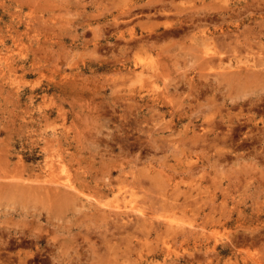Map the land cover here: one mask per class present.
Instances as JSON below:
<instances>
[{
    "label": "rangeland",
    "instance_id": "1",
    "mask_svg": "<svg viewBox=\"0 0 264 264\" xmlns=\"http://www.w3.org/2000/svg\"><path fill=\"white\" fill-rule=\"evenodd\" d=\"M124 3L0 0V264H264V0Z\"/></svg>",
    "mask_w": 264,
    "mask_h": 264
},
{
    "label": "bare ground",
    "instance_id": "2",
    "mask_svg": "<svg viewBox=\"0 0 264 264\" xmlns=\"http://www.w3.org/2000/svg\"><path fill=\"white\" fill-rule=\"evenodd\" d=\"M126 1H128V0H123V3L124 2H126ZM138 1V0H137ZM122 2V1H121ZM114 4L116 3L117 4V2H113ZM132 3H133V1H132ZM115 4V5H116ZM125 4V3H124ZM140 4H142V3H140ZM160 4V3H159ZM158 4V5H159ZM167 4V3H166ZM113 5V4H112ZM119 5V4H118ZM156 5V4H155ZM114 6V5H113ZM117 6V5H116ZM122 6V5H121ZM125 6V5H124ZM164 6V5H163ZM115 7V6H114ZM123 7V6H122ZM212 7V6H211ZM112 8V7H111ZM110 8V9H111ZM118 8H119V6H118ZM138 8V7H137ZM136 8V9H137ZM220 8V7H219ZM246 8V7H245ZM105 9V8H104ZM114 9V8H113ZM115 9H116V7H115ZM121 9V8H120ZM130 9V8H129ZM149 9H151V8H149ZM154 9V8H153ZM155 9H157V8H155ZM166 9V8H165ZM139 10V9H138ZM225 10V9H224ZM234 10V9H233ZM104 11V10H103ZM109 11V10H108ZM142 11V10H141ZM141 11H139L138 13H141ZM158 11V10H157ZM214 11V10H213ZM222 11V10H221ZM101 12V11H100ZM105 12V11H104ZM151 12V11H150ZM176 12H178V10L177 11H175V13ZM107 13V12H106ZM143 13V12H142ZM101 14H104V13H101ZM110 14V13H109ZM134 14V13H133ZM165 14V13H164ZM193 14V13H192ZM221 14H223V13H221ZM135 15V14H134ZM144 15V14H143ZM149 15V14H148ZM183 15H184V13H183ZM102 16V15H101ZM165 16V15H164ZM195 16V15H194ZM200 16H201V14H200ZM135 17H136V15H135ZM193 17V16H192ZM192 17H190V18H188V20L187 21H189V19H191ZM218 17V16H217ZM221 17V16H220ZM223 17V16H222ZM112 18V17H111ZM123 18H125V17H123ZM128 18V17H127ZM147 18H148V16H147ZM204 18V17H203ZM207 18V17H206ZM228 18V17H227ZM114 19V18H113ZM198 19V18H197ZM202 19V18H201ZM115 20H116V18H115ZM114 20V21H115ZM184 21H185V19H184ZM89 22V21H88ZM123 22V21H122ZM176 22V21H175ZM186 22V21H185ZM87 23V22H86ZM172 23V22H171ZM187 23V22H186ZM191 23V22H190ZM190 23H188L187 25H189ZM199 23V22H198ZM170 24V23H169ZM192 24V23H191ZM173 25V24H172ZM184 25V24H183ZM118 26V25H117ZM116 26V27H117ZM147 26V25H146ZM153 26V25H152ZM157 26V25H156ZM156 26H154V28L156 29ZM158 26H161V25H159L158 24ZM83 27V26H82ZM144 27V26H143ZM84 28H85V26H84ZM145 28V27H144ZM199 28V27H198ZM83 29V28H82ZM87 29V28H86ZM155 29H153L154 31H155ZM160 29V28H159ZM172 29V28H171ZM178 29V28H177ZM180 29V28H179ZM181 30H183V29H181ZM90 31V30H89ZM173 31V30H172ZM184 31V30H183ZM143 32V31H142ZM156 32V31H155ZM167 32V31H166ZM179 33V32H178ZM141 34H143V33H141ZM140 34V35H141ZM165 34V33H164ZM120 35V34H119ZM122 35V34H121ZM133 35H135V33L133 34ZM138 35V34H137ZM170 35V34H169ZM156 36V35H155ZM221 36V35H220ZM119 37V36H118ZM135 37H137V36H135ZM138 38V37H137ZM145 38V37H144ZM148 38H150V37H148ZM227 38V37H226ZM13 39V38H12ZM229 39V38H228ZM104 40V39H103ZM105 40H107V39H105ZM139 40H140V38H139ZM15 41V40H14ZM99 41V40H98ZM108 41V40H107ZM127 41H129V40H127ZM145 41V40H144ZM217 41H218V39H217ZM101 42V41H100ZM103 42V41H102ZM134 41H131L130 43H133ZM143 42V41H142ZM149 42V41H148ZM129 43V42H128ZM129 43V44H130ZM135 43V42H134ZM139 43V42H138ZM227 43V42H226ZM143 44H145V43H143ZM147 44V43H146ZM224 44V43H223ZM134 45H137V44H134ZM140 45V44H139ZM149 45V44H148ZM153 45V44H152ZM149 47H151V46H149ZM127 48V47H126ZM228 48V47H227ZM229 48H230V46H229ZM7 49H8V46H7ZM121 49V48H120ZM226 49V48H225ZM13 50V49H12ZM226 51V50H225ZM231 51V49L229 50V52ZM234 51H236L235 49H234ZM125 52H127V50L125 51ZM226 52H228V50L226 51ZM226 52H225V54H226ZM121 53V52H120ZM236 53V52H235ZM221 54V53H220ZM219 54V55H220ZM124 55V54H123ZM223 55H224V53H223ZM121 57H122V55H120ZM119 56V57H120ZM125 56V55H124ZM216 56H217V54H216ZM221 56H222V54H221ZM115 57V56H114ZM116 58V57H115ZM117 59V58H116ZM122 60V59H121ZM116 61V60H115ZM123 61V60H122ZM16 64V63H15ZM10 69V68H9ZM238 76V75H237ZM247 78H249V77H247ZM252 78V77H251ZM2 81V80H1ZM18 88V87H17ZM34 93V92H33ZM30 94V93H29ZM32 94V93H31ZM19 96H21V95H19ZM31 97H32V95H31ZM30 98V97H29ZM205 136V135H204ZM204 136H203V138H204ZM200 137V136H199ZM219 137V136H218ZM206 138H208V137H206ZM216 139V138H215ZM212 140H214V139H212ZM203 141V140H202ZM207 141V140H206ZM211 141V140H210ZM253 141V140H252ZM200 142H201V140H200ZM209 143V142H208ZM214 143V142H213ZM206 145H207V142L205 143ZM210 144V143H209ZM195 145V144H194ZM198 145H199V143H198ZM191 146V145H190ZM196 146V145H195ZM210 146V145H209ZM178 147V146H177ZM191 148V147H190ZM0 154H1V152H0ZM2 159V158H1ZM223 159V158H222ZM19 174V173H18ZM50 174H52V173H50ZM12 179V178H11ZM13 180V179H12ZM6 181V180H5ZM11 186V185H10ZM72 187V186H71ZM21 188V187H20ZM74 188V187H73ZM12 189V188H11ZM10 189V191H13V190H11ZM74 191V190H73ZM24 192V191H23ZM23 194V193H22ZM26 194H28V193H26ZM69 194H71L70 192H69ZM12 195V194H11ZM43 195H44V193H43ZM72 195V194H71ZM45 196V195H44ZM72 197V196H71ZM75 202V201H74ZM43 203H44V201H43ZM47 204V203H46ZM118 221V220H117ZM120 221V220H119ZM116 222V221H115ZM122 227V226H121ZM118 229V228H117ZM3 230V229H2ZM123 232H125L124 230H123ZM0 233H1V231H0ZM5 233V232H4ZM20 233V232H19ZM25 233V232H24ZM30 233V232H29ZM28 233V234H29ZM7 234H9V233H7ZM17 234V233H16ZM121 234V233H120ZM6 235V234H5ZM4 235V236H5ZM31 235V234H30ZM254 236V235H253ZM1 237V236H0ZM28 237V236H27ZM39 237H40V235H39ZM31 238V237H30ZM33 238H34V235H33ZM32 238V239H33ZM4 239V238H3ZM39 239V238H38ZM37 240V239H36ZM24 241V240H23ZM34 242V241H33ZM108 242V241H107ZM11 243V242H10ZM8 244V243H7ZM24 244V243H23ZM107 244V243H106ZM12 245V244H11ZM11 245H9V246H11ZM25 245V244H24ZM35 245V244H34ZM7 246V245H6ZM15 246V245H14ZM0 248H1V246H0ZM9 249V248H8ZM11 249V248H10ZM40 250V249H39ZM19 253V252H18ZM23 254V253H22ZM21 257V256H20ZM22 258V257H21ZM1 260H3V259H1ZM19 260V259H18ZM1 262V261H0ZM9 263V262H8ZM28 263V262H27ZM2 264V263H1Z\"/></svg>",
    "mask_w": 264,
    "mask_h": 264
}]
</instances>
